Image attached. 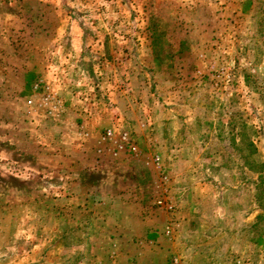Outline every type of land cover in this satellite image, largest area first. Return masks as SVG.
<instances>
[{
  "label": "rangeland",
  "instance_id": "rangeland-1",
  "mask_svg": "<svg viewBox=\"0 0 264 264\" xmlns=\"http://www.w3.org/2000/svg\"><path fill=\"white\" fill-rule=\"evenodd\" d=\"M64 2L0 0V264L107 257L82 244L88 217L61 211L71 195L53 189L67 182L37 179L56 126L25 111L34 80L59 92L66 119L133 109L117 128L160 162L143 177L160 233L144 264H264V0H70L85 38Z\"/></svg>",
  "mask_w": 264,
  "mask_h": 264
},
{
  "label": "crops",
  "instance_id": "crops-1",
  "mask_svg": "<svg viewBox=\"0 0 264 264\" xmlns=\"http://www.w3.org/2000/svg\"><path fill=\"white\" fill-rule=\"evenodd\" d=\"M71 35L74 34L71 32ZM116 92L113 96L110 95L113 97L112 101L118 100L120 106L130 102L134 108L133 99L130 98V95L124 93V96L118 97ZM52 93L56 98L53 97L55 100L62 102L59 92ZM41 96L32 92L23 102L27 114L42 119L46 125L56 126L53 131L54 135L52 134L50 140L41 143L40 148H38L37 153L42 154V158L38 155L39 160L46 169L36 173L37 179H56L67 182L65 186H56L53 189L58 192V195L60 189H63L64 194L68 190L69 193L67 194L71 195V199H67L69 206L60 210L64 211L63 213L67 216L78 214L80 217H88V221L81 224L82 234H85L82 244L93 246L90 252L94 257L98 256L102 250L107 253L106 259L98 261V264L155 262L153 259L156 256L145 250L148 246H153L152 241L160 234L157 232L159 225L154 223L152 209L146 204V199L154 200L158 194L152 187L151 190H145L143 177L149 176L153 172L154 166L160 167V162L155 161V159L153 162L152 160L148 162V160L142 159V156L140 157V153H143L145 147L144 144L148 143V140L142 136L143 134H139L135 139L128 130L116 126V124L118 125L117 117L118 120L131 125L133 109L129 111V108H118V116L113 119L116 121L114 126L113 120L105 121L103 119L104 113L107 111L104 108L100 109L103 111L102 117L93 118L91 116L92 119H90L88 116L85 118L79 115L75 118L66 119L63 118L66 108L61 103L60 114L57 116L55 114L49 115L47 109H44L39 103ZM153 119L155 121L157 117L153 116ZM160 122L158 120L155 121V124L153 122V126L146 119L143 124L144 127H147L145 124L149 123L146 130L149 133L146 134L147 138L151 136L153 130H156L155 125ZM45 124L43 123V126L47 127ZM29 125L36 129L38 123H29ZM74 125H76L75 129L73 128ZM150 125H152L151 128ZM108 130L112 132L111 137H106ZM122 132L130 134L135 145V153H131L127 149L119 150L117 148V141ZM39 160L36 159V162L40 163ZM112 176L117 178V182L113 183L108 178ZM194 188L199 190L200 186ZM53 190L51 192L55 195ZM45 194L48 196L50 193ZM94 199L98 200L97 204L92 203ZM195 201L197 202V199L193 196V203ZM78 220L79 218L76 221ZM184 225H187V222H184ZM54 227L58 229L55 223L53 226L55 230ZM166 229L170 230L169 226ZM80 244V242L74 243V245Z\"/></svg>",
  "mask_w": 264,
  "mask_h": 264
},
{
  "label": "built area",
  "instance_id": "built-area-1",
  "mask_svg": "<svg viewBox=\"0 0 264 264\" xmlns=\"http://www.w3.org/2000/svg\"><path fill=\"white\" fill-rule=\"evenodd\" d=\"M32 92L37 93V94H41L42 95L39 99V103L42 104V107L45 108V106H47V112L49 115L52 114H57V110H59L61 108V103L60 101L55 100V96L54 94L46 87L43 86V82L41 80H36L33 84H32ZM55 99H54V98ZM46 103H43V102ZM29 104H31V102H28ZM112 136V132L111 130H108L106 132V137H111ZM118 146L117 148L119 150H123V149H127L129 152L131 153H135L136 149H135V145L134 142L131 139V136L128 132H122L119 135L118 138ZM159 204H161V202H159Z\"/></svg>",
  "mask_w": 264,
  "mask_h": 264
},
{
  "label": "trees",
  "instance_id": "trees-1",
  "mask_svg": "<svg viewBox=\"0 0 264 264\" xmlns=\"http://www.w3.org/2000/svg\"><path fill=\"white\" fill-rule=\"evenodd\" d=\"M65 4H64V6L62 7L63 9H64V11L66 12V15L69 17V19H70V21H76V20H80V25H81V28H82V34H83V38H85L86 37V35H88L87 33H88V29L87 28H85L84 29V24L86 25V23H85V21H84V18L82 19H80V18H78L76 15L77 14H74V12H72V6H71V3H70V0H65V2H64ZM67 33H69V30H68V24L67 25H65V32H64V34H67ZM69 36H70V33L68 34ZM68 35H67V37H68ZM89 35H90V33H89ZM69 38V37H68ZM61 42V41H60ZM68 42V41H67ZM85 42V41H84ZM66 45H67V47H69V45H68V43H66ZM69 50V49H68ZM67 52H69V51H67ZM80 60H81V58H80ZM79 60V61H80ZM79 63V62H78ZM81 64V63H80ZM77 68L78 67H76V70H77ZM79 69V68H78Z\"/></svg>",
  "mask_w": 264,
  "mask_h": 264
}]
</instances>
